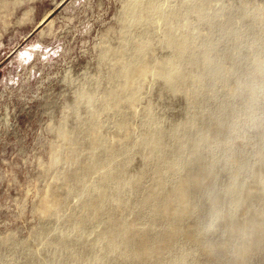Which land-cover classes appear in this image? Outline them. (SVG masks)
<instances>
[{
    "label": "rangeland",
    "instance_id": "1",
    "mask_svg": "<svg viewBox=\"0 0 264 264\" xmlns=\"http://www.w3.org/2000/svg\"><path fill=\"white\" fill-rule=\"evenodd\" d=\"M155 130L166 148L148 160ZM172 163L167 190L185 163L219 177L194 194L202 219L177 224L202 241L181 236L165 264H226L208 246L264 214V0H0V264H121L104 228L135 213L154 223L143 199ZM233 187L214 217L210 200ZM249 264H264V246Z\"/></svg>",
    "mask_w": 264,
    "mask_h": 264
},
{
    "label": "bare ground",
    "instance_id": "2",
    "mask_svg": "<svg viewBox=\"0 0 264 264\" xmlns=\"http://www.w3.org/2000/svg\"><path fill=\"white\" fill-rule=\"evenodd\" d=\"M186 43L187 41L185 40L178 46L179 54L186 52ZM196 77L199 78V75H196ZM173 79V74L168 75L166 78L168 83L172 82ZM219 124L220 122L217 121V129L220 128ZM188 125H191V122ZM213 132V130L212 132L210 130L211 135H215ZM216 132L217 130L214 133ZM164 135L163 131L158 132L156 130L147 133L145 141L148 147L145 155L146 159L149 160V158L154 157V151L156 150H160V152L165 150ZM181 139L183 142H181L180 150H184L188 142H190V138L184 136ZM205 142L202 136L200 140L194 141L189 154L190 160L199 161L201 159V145ZM185 164L183 166L186 169L189 168V170L178 184L170 190L166 189L165 170H175L179 164L172 163L169 168L157 169L156 183L143 199L144 204L150 205L149 216L155 221L154 223H149L147 227H144L146 225L138 224L142 213H135L132 215V219L122 225L116 219L113 227L108 224L104 228L101 235L102 248H108L109 250V248L112 249L114 246H120L122 250L116 256L122 262L121 264H165L170 250L175 247L181 236H184L186 241L193 245H198L202 241L201 234L198 233L195 227L186 226L179 229L177 224L193 216L196 217V220L197 218L202 219L201 216L203 215L198 216L196 211L201 209L206 203L204 200H193L194 194L199 189L212 187L219 177V172L210 165L201 169H194L191 166L189 167L188 163ZM235 190L236 188L233 187L226 190L225 193L216 192L208 207L209 212L214 217L220 218L216 211L224 204V194L234 193ZM260 192L261 187L256 183L250 188L248 198L250 199L252 194ZM248 198H246V201L249 200ZM105 211V208H97L95 218H102ZM228 216L229 211L228 214L223 215V217ZM161 219L170 220L176 227L168 230H159L156 222ZM154 234L155 242H148V236L151 237ZM231 234L232 236L228 235L221 242L209 245V253L211 256L220 255L223 258L228 255L226 264H249L251 254L264 246V214H247L244 219L233 223ZM233 235L244 237L246 240L242 245H236L233 241ZM184 261L185 257L183 256L176 259V262L180 264H183Z\"/></svg>",
    "mask_w": 264,
    "mask_h": 264
}]
</instances>
